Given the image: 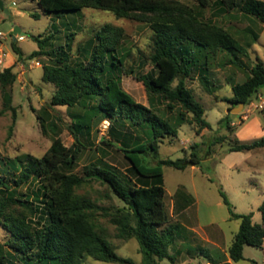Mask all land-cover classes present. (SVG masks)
<instances>
[{
	"label": "trees",
	"instance_id": "1",
	"mask_svg": "<svg viewBox=\"0 0 264 264\" xmlns=\"http://www.w3.org/2000/svg\"><path fill=\"white\" fill-rule=\"evenodd\" d=\"M37 3L44 14L57 17L81 12L84 8L110 11L117 18L138 14L165 17L151 22L155 33L151 61L156 74H141L136 79L143 83L151 95L164 98L168 109L173 111L176 105H181L186 112L191 113L198 132L211 128V125L204 119V108L187 86V79L198 71L200 81L212 93L207 68L210 57L222 51L230 57L223 64L246 69L249 73L243 82L232 86V97L224 101L248 106L264 88V62L257 58L249 67L243 60V57L249 58L251 44L241 43L224 29L199 23L195 16L188 15L191 20H181L178 17L182 15V9L178 2L37 0ZM201 4L205 6L206 1L201 0ZM217 6L220 14L239 7L241 13L264 23L263 0H243L240 6L237 0H217ZM35 17L38 18V15ZM137 17L138 20H144ZM113 31L114 28L107 26L98 32V44L91 57L86 62L76 64H72L70 57L71 41L64 46L46 50L47 46H53L50 43L52 36L43 39L31 36L38 45L31 58L46 55L52 60V63L44 65L42 76L44 83L55 87L50 102L52 107L79 106L84 112L73 113L72 122L67 126L74 138L71 146L64 145L61 138L56 137L41 158L21 164L12 184L0 177V216L11 235L7 246L26 258L29 264H83L87 257L109 263L134 264L130 259L118 255L107 240L105 229L96 220L101 210L115 226L118 238H134L138 241L143 264H159L166 258L175 262L170 249L175 244L181 226L172 222L165 203L163 167L178 170L193 166L202 168L204 160L200 145L193 144L189 155L176 160L160 158L161 141L168 136L178 135L179 127L186 123V112L177 115L175 126L150 107L137 102L122 88L120 79L112 73L123 66L127 54L117 56L115 40L108 41ZM12 47L18 60H22L21 48L16 42L12 43ZM14 80L12 68H6L0 74V82L5 87ZM176 81V86H173ZM10 109L15 111L12 106ZM106 120L110 123V140L102 139V142L120 147L137 180L123 177L116 168L103 162L91 163L85 169L88 179L69 171L81 160L83 150L88 148L82 139L89 138L93 128ZM131 127L140 129L145 140L126 141L125 137L130 139L134 135ZM217 142H222V138H216L212 144ZM262 147L264 137L248 142L237 138L230 151H251ZM149 159H154L156 163L150 164ZM88 180L108 185L111 193L124 205L119 207L113 204L107 209L86 196L78 195L76 190ZM154 180L158 183H152ZM23 186H26V191L19 194L17 189ZM219 192L231 219L241 222L229 247L230 258L238 262L244 259L246 245L263 247L264 202L259 208L262 223L258 224L253 222V212H235L222 185L219 186ZM106 197L112 200L110 194ZM14 207L21 208L22 212L15 213Z\"/></svg>",
	"mask_w": 264,
	"mask_h": 264
},
{
	"label": "rangeland",
	"instance_id": "2",
	"mask_svg": "<svg viewBox=\"0 0 264 264\" xmlns=\"http://www.w3.org/2000/svg\"><path fill=\"white\" fill-rule=\"evenodd\" d=\"M3 1L5 8L11 14L7 15L0 10V31L6 34L0 42V55L4 54L5 57L4 64L0 65V74L6 68H12L15 80L7 87L0 82V177L10 184L18 176L21 164L25 165L41 158L56 137H60L64 145L71 146L74 138L67 126L72 122L73 113L84 112L79 106L74 108L57 106V109L52 107L50 102L55 87L42 81L43 67L52 63V60L46 55L31 58L32 52L38 49L32 35L40 36L42 39L53 37L50 42L53 46H47L46 50L64 46L71 41L70 57L72 64H76L86 62L91 57L98 44V32L107 26L114 28L115 31L111 32L108 41L115 40L118 57L127 54L123 66L112 73L120 79L122 88L137 102L150 107L175 126L177 115L186 112L181 105H176L173 111L168 109L164 98L151 95L143 83L136 79L141 74H156L151 61L155 39L151 22L165 17L156 14H138L128 18H117L110 11L93 8H84L81 12L57 17L44 14L37 0ZM172 1L178 2L181 6L182 15L178 17L181 20H191L188 15H192L199 23L226 30L243 44H253L249 48V58L243 57L249 67L257 57L264 62V23L241 13L239 7L226 14H220L217 0H205V6L201 4V0ZM237 2L240 6L243 0ZM35 15H38V18ZM137 16L144 20H138ZM16 26L25 34L22 41H16L23 53L22 60H18L12 47V43L15 42L13 37ZM73 33L75 35L71 36ZM256 35L257 40L254 38ZM229 58L222 51L210 57L207 68L212 93L208 92L200 81L198 71L187 79V86L204 108V119L210 123L211 128L198 132L197 125L192 121L193 115L186 112V123L179 127L178 135L168 136L160 143L161 159L176 160L189 155L192 145L198 143L204 160L202 168L189 167L186 170H178L169 166L163 167L165 203L172 221L176 219L172 193L183 186L195 196V209L198 212L200 209L198 228L209 226L214 218L225 234V244L222 248H218L205 242L197 233L184 232L170 249L177 259L176 264H183L185 260L195 256L204 259L202 253H208V257L214 256L219 260L224 252L228 251L227 248L239 231L241 222L231 219L229 209L220 196V185L227 193L235 212L240 214L253 212L256 214L254 222L258 224L262 222L259 208L264 202V148L238 152H231L230 148L237 138L248 142L264 137L261 128L257 129V126H264V97L260 95V93L264 94V88L250 105L238 111L234 110L235 116L232 117V109L238 105L226 102L224 99L232 97V86L243 82L249 73L246 69L223 64ZM34 60H38L41 66H33ZM176 84L177 81L173 86ZM10 106L14 107L15 111L10 109ZM109 126L105 128L101 123L93 128L89 138L82 139L88 148L83 150L81 160L69 171L88 179L84 173L85 169L91 163L103 162L116 168L123 177L137 180L129 162L119 150L120 147L108 146L102 142V139L110 140ZM228 126L231 128L229 129ZM131 129L134 135L130 139L125 137L126 141L145 140L146 137L140 129L134 127ZM252 133L253 136L241 139L243 135ZM216 138H222V142L212 144ZM12 162L16 164L13 165ZM149 163L155 164L156 161L149 159ZM152 183L158 182L154 180ZM17 191L19 194L24 193L26 186L18 188ZM76 193L90 198L107 209L113 204L119 207L124 205L111 193L108 185L97 180H88L76 190ZM107 194L112 196V200L106 197ZM14 210L15 213L22 212L19 207H14ZM96 220L105 229L107 240L118 255L130 259L134 264H143L136 239L118 238L115 226L104 216L102 210L98 211ZM10 238V233L3 225V217L0 216V264H29L26 258L17 255L7 246ZM185 242L189 246L184 245ZM83 264L120 263L103 262L87 257ZM159 264L175 263L166 258ZM192 264L201 263L195 261ZM236 264H264V253L260 248L246 246L244 259Z\"/></svg>",
	"mask_w": 264,
	"mask_h": 264
},
{
	"label": "crops",
	"instance_id": "3",
	"mask_svg": "<svg viewBox=\"0 0 264 264\" xmlns=\"http://www.w3.org/2000/svg\"><path fill=\"white\" fill-rule=\"evenodd\" d=\"M257 39H258V37H257ZM257 58H259V57H257ZM260 95L262 97H264L263 93L262 94L260 93ZM257 127H258L257 129L261 128V130L264 132V126H257ZM248 136H253V133L251 135H247V134L243 135V137H241V139H245ZM262 148H264V147H262ZM193 167H197V166H193ZM172 195H173V208H174V212L176 214V219H175V221H172V222L177 223L181 226L179 234L175 238V243H176L177 238L181 237L184 232H187L188 234L197 233L202 237V239L205 242L210 243V244H212L218 248H222V245L225 244L224 243L225 234H224V231L218 226L217 221L214 218L210 221L209 226L204 227V228H198L199 227L198 221H199V217H200V215H199L200 209H199V212L195 209V205H196L195 196L192 193H189L187 190H185L183 186L178 187L177 190L172 193ZM173 215H174V213H173ZM261 217H262V214H261ZM255 218H256V214H254L253 222L255 221ZM184 245L189 246V244H186V242L184 243ZM246 246H248V245H246ZM246 246L244 247V254L246 251ZM229 247L227 248L228 251L224 252L225 254L222 255V257L219 258V260L214 258V256L208 257V253H205V254L202 253V255H204V257H203L204 259H202V257H200V256H195V257H192L190 259L185 260V262H183V264H185V263L192 264L195 261H199L201 264H212V262H215V264H236L237 262L233 261L230 258ZM260 249L264 253V244H263V247ZM177 253H179V252H177ZM170 254L172 255L171 252H170ZM176 260L177 259L175 258V262H174L175 264L177 263ZM254 261L257 262L256 260H254Z\"/></svg>",
	"mask_w": 264,
	"mask_h": 264
},
{
	"label": "water",
	"instance_id": "4",
	"mask_svg": "<svg viewBox=\"0 0 264 264\" xmlns=\"http://www.w3.org/2000/svg\"><path fill=\"white\" fill-rule=\"evenodd\" d=\"M0 10H2V11H4V13L5 14H7V15H10L11 13L9 12V10L8 9H6L5 8V6H4V1L3 0H0ZM17 35H25L24 33H22V30H21V28L20 27H18V26H16L15 28H14V37H13V39H14V41L16 42L17 41ZM244 104L243 103H240L238 106H236L235 108H233L232 109V117H234L235 116V112H234V110H240V109H242V108H244Z\"/></svg>",
	"mask_w": 264,
	"mask_h": 264
},
{
	"label": "built area",
	"instance_id": "5",
	"mask_svg": "<svg viewBox=\"0 0 264 264\" xmlns=\"http://www.w3.org/2000/svg\"><path fill=\"white\" fill-rule=\"evenodd\" d=\"M0 24H1V20H0ZM5 37H6V34L4 32H2V31H0V42ZM23 39H24L23 35H17V41H22ZM4 62H5V57H4V54H2V55H0V65H3ZM32 63H33L32 65L35 66V67H40L41 66V64H40V62L38 60H34ZM108 126H109V121H107V120L104 121L103 122V127L108 128Z\"/></svg>",
	"mask_w": 264,
	"mask_h": 264
}]
</instances>
